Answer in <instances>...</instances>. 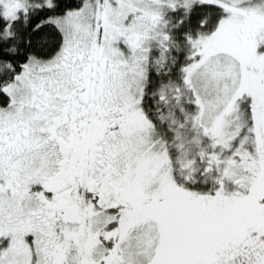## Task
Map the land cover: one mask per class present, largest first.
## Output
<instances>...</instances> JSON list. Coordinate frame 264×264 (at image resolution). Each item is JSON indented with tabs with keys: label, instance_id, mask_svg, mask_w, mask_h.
Masks as SVG:
<instances>
[{
	"label": "snow or ice",
	"instance_id": "obj_1",
	"mask_svg": "<svg viewBox=\"0 0 264 264\" xmlns=\"http://www.w3.org/2000/svg\"><path fill=\"white\" fill-rule=\"evenodd\" d=\"M0 264H264V0H0Z\"/></svg>",
	"mask_w": 264,
	"mask_h": 264
}]
</instances>
